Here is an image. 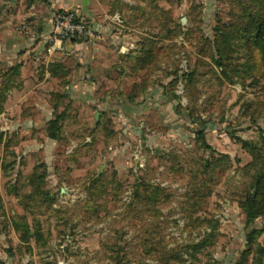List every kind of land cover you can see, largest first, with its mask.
Listing matches in <instances>:
<instances>
[{
  "label": "rangeland",
  "instance_id": "1",
  "mask_svg": "<svg viewBox=\"0 0 264 264\" xmlns=\"http://www.w3.org/2000/svg\"><path fill=\"white\" fill-rule=\"evenodd\" d=\"M0 264H264V0H0Z\"/></svg>",
  "mask_w": 264,
  "mask_h": 264
},
{
  "label": "crops",
  "instance_id": "2",
  "mask_svg": "<svg viewBox=\"0 0 264 264\" xmlns=\"http://www.w3.org/2000/svg\"><path fill=\"white\" fill-rule=\"evenodd\" d=\"M58 48V47H57ZM51 51H53V50H51ZM13 65V63H10V65L9 66H12ZM19 67V64H16V65H14V66H12V68H18ZM23 68V66L21 65V69ZM76 74H77V72H76ZM71 88H72V91H74L75 92V90H77L78 88H79V85L78 84H76V82H74L73 83V85L71 86Z\"/></svg>",
  "mask_w": 264,
  "mask_h": 264
},
{
  "label": "built area",
  "instance_id": "3",
  "mask_svg": "<svg viewBox=\"0 0 264 264\" xmlns=\"http://www.w3.org/2000/svg\"><path fill=\"white\" fill-rule=\"evenodd\" d=\"M73 16L74 15H68L66 18H65V22H66V24L68 25V24H70V22H71V19L73 18ZM72 30H74V29H76V30H79L80 29V27L78 26V27H76V26H69Z\"/></svg>",
  "mask_w": 264,
  "mask_h": 264
},
{
  "label": "trees",
  "instance_id": "4",
  "mask_svg": "<svg viewBox=\"0 0 264 264\" xmlns=\"http://www.w3.org/2000/svg\"><path fill=\"white\" fill-rule=\"evenodd\" d=\"M51 137H52V138H56V135H55V134H51Z\"/></svg>",
  "mask_w": 264,
  "mask_h": 264
}]
</instances>
